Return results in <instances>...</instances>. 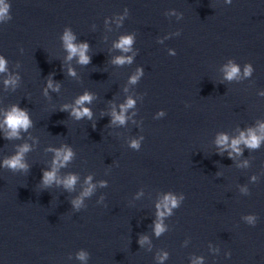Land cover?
<instances>
[{"label":"water","instance_id":"1","mask_svg":"<svg viewBox=\"0 0 264 264\" xmlns=\"http://www.w3.org/2000/svg\"><path fill=\"white\" fill-rule=\"evenodd\" d=\"M6 5L0 264H264V139L231 147L249 130L264 137V0H0ZM66 32L88 44V64L68 58ZM124 36L133 39L127 52L115 46ZM121 56L131 62L114 63ZM230 64L239 67L231 80ZM85 93L91 102L76 105ZM129 99L125 123H112ZM14 105L31 126L9 139ZM75 107H88L91 119H76ZM222 135L227 145L217 143ZM25 144L28 167H6ZM65 146L72 159L45 183ZM69 175L77 177L70 188ZM169 194L179 204L160 217Z\"/></svg>","mask_w":264,"mask_h":264},{"label":"clouds","instance_id":"2","mask_svg":"<svg viewBox=\"0 0 264 264\" xmlns=\"http://www.w3.org/2000/svg\"><path fill=\"white\" fill-rule=\"evenodd\" d=\"M7 12V5L3 8H0V17H3L4 14ZM74 37L70 32H66L64 35V40L66 43V47L69 50V59L72 58V56L76 55L77 53L79 54L80 60L79 62L81 64H88L90 62V58L86 55V51L88 48V44L84 43L80 45L79 47L73 43ZM133 43L132 36H124L121 37L120 41L115 45L117 48L122 49L123 51L127 52L130 50L131 45ZM131 62V57H117L114 60V63L116 64H124L125 62ZM6 70V60L4 57L0 56V72H3ZM252 71L251 66L245 68V75H250ZM239 73V67L234 64H230L228 66V71H227V79L231 80L234 77H236ZM69 74L75 76V71L70 69ZM141 73L138 71L136 76L132 77L131 82H135L137 78L139 77ZM16 79L18 78H13L10 80H6V84H12L15 85ZM48 87L52 88L53 87V82L51 79L48 81ZM59 85L56 86V90H58ZM47 90H45L46 92ZM92 100V96L89 93H85L82 96H80L79 99L76 100V105L78 106H83L86 102L90 103ZM134 101L132 99H129L126 105L121 106V112L117 113L115 109H113L112 113V123L119 122L120 124L125 123V115L124 112L127 110L128 107L133 106ZM68 108V105L64 106V110ZM76 119H81L84 116H87L89 119L92 117V112L88 107H75L72 110L71 113ZM4 123L7 125V128L10 129V131L7 133V138L11 139L13 137H18L19 136V131L20 129H24L27 131V129L31 126V120L29 118V115L27 114V110L21 109L19 106L14 105L11 110L6 114ZM261 128L264 129V125H261ZM261 139H264V137H259L257 136L252 130H249V133L247 136H245L244 133H241V136L239 139H234L232 141L231 147L233 150L237 153L240 152V149L238 145L243 142L246 146L249 148L255 149L258 148L261 142ZM228 137L226 135H222L218 138L217 143L218 144H223L227 145ZM132 146L135 148L139 147V143L137 141L132 142ZM29 151V146L25 144L23 147L20 148L19 152L6 159L4 161V164L6 167L11 168L13 170L15 169H26L28 166L23 162V154L25 152ZM56 158L54 160V166L51 171H45L44 173V182L47 184H50L51 182L57 180L56 177V170L58 167L63 166L66 164L68 161H70L73 157V151L71 148L65 146L64 148L61 149H56ZM77 177L75 175H69L63 183L65 184L66 187H72L76 183ZM88 180H91V177L88 178ZM103 183V182H102ZM92 186H90L88 189H86L84 195H87L91 192ZM183 199V197H181ZM77 207H79L80 200L74 201L73 202ZM179 204V201L177 200L176 197L172 196L169 194L168 196H165L161 204L157 205V208H163L166 209L167 212L165 211H159L158 215L160 217H163L166 214H170L172 211V208L177 207ZM248 221L250 223H254V217H247ZM164 226L161 222L156 223L155 231L156 234L159 236L163 231H164ZM147 237H143L141 239V244L145 242ZM167 254H165L166 256ZM80 259H85V253L81 252L79 254ZM163 259V257L161 258Z\"/></svg>","mask_w":264,"mask_h":264}]
</instances>
